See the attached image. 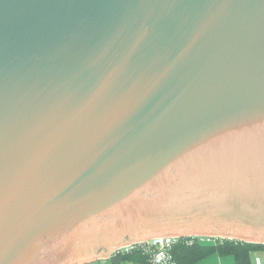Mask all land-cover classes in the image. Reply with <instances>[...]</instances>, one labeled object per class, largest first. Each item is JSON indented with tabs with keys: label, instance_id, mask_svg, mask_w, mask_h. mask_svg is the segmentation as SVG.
<instances>
[{
	"label": "water",
	"instance_id": "95a60500",
	"mask_svg": "<svg viewBox=\"0 0 264 264\" xmlns=\"http://www.w3.org/2000/svg\"><path fill=\"white\" fill-rule=\"evenodd\" d=\"M157 236L264 244V0H0V264Z\"/></svg>",
	"mask_w": 264,
	"mask_h": 264
},
{
	"label": "trees",
	"instance_id": "16d2710c",
	"mask_svg": "<svg viewBox=\"0 0 264 264\" xmlns=\"http://www.w3.org/2000/svg\"><path fill=\"white\" fill-rule=\"evenodd\" d=\"M264 249L262 243L245 242L237 239L220 238L216 241H198L188 245L184 241L173 248V257L178 264H196L199 260L217 253L220 256L233 255L237 264H251L255 251ZM122 259H133L137 264H148L147 257L141 251L119 255Z\"/></svg>",
	"mask_w": 264,
	"mask_h": 264
},
{
	"label": "built area",
	"instance_id": "2783aa9c",
	"mask_svg": "<svg viewBox=\"0 0 264 264\" xmlns=\"http://www.w3.org/2000/svg\"><path fill=\"white\" fill-rule=\"evenodd\" d=\"M222 237L215 236H157L146 241H141L129 245L119 247L114 253L125 255L134 251H141L148 260V264H178L173 257V248L184 241L188 245H192L197 239L198 241H216ZM255 264H264L260 257H256Z\"/></svg>",
	"mask_w": 264,
	"mask_h": 264
},
{
	"label": "crops",
	"instance_id": "0c3cea01",
	"mask_svg": "<svg viewBox=\"0 0 264 264\" xmlns=\"http://www.w3.org/2000/svg\"><path fill=\"white\" fill-rule=\"evenodd\" d=\"M256 257H260L264 263V258L260 256V251H255L252 253L251 256V264H255ZM203 259L208 260V262H210L211 264H237L235 257L233 255L220 256L217 253H213ZM201 260L196 262V264H198ZM80 264H137V262L134 261L133 259H122L118 254L112 253L111 255L105 258L84 262Z\"/></svg>",
	"mask_w": 264,
	"mask_h": 264
},
{
	"label": "rangeland",
	"instance_id": "374dc122",
	"mask_svg": "<svg viewBox=\"0 0 264 264\" xmlns=\"http://www.w3.org/2000/svg\"><path fill=\"white\" fill-rule=\"evenodd\" d=\"M260 256L264 258V249L260 250ZM76 262H78V261L76 260ZM199 263H200V264H201V263H203V264H204V263H205V264H206V263H207V264H211L210 262H208V260H205V259L201 260ZM199 263H198V264H199Z\"/></svg>",
	"mask_w": 264,
	"mask_h": 264
}]
</instances>
